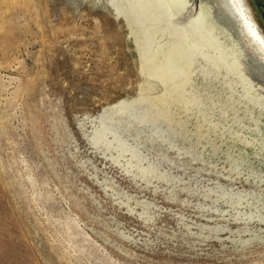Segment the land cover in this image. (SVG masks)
<instances>
[{
	"label": "rangeland",
	"instance_id": "1",
	"mask_svg": "<svg viewBox=\"0 0 264 264\" xmlns=\"http://www.w3.org/2000/svg\"><path fill=\"white\" fill-rule=\"evenodd\" d=\"M138 2L0 0V264H264V110L202 23L166 78Z\"/></svg>",
	"mask_w": 264,
	"mask_h": 264
},
{
	"label": "bare ground",
	"instance_id": "2",
	"mask_svg": "<svg viewBox=\"0 0 264 264\" xmlns=\"http://www.w3.org/2000/svg\"><path fill=\"white\" fill-rule=\"evenodd\" d=\"M240 1L198 0L197 11L187 20L185 19V14L190 10L194 0H136V3L138 2V10L134 12L138 14L142 13L146 16L143 20H145V25L147 24L146 28L149 27L147 43L152 46V52L149 50L150 61L156 63L161 60L163 61V65L167 64L165 67V71L167 72L165 74L166 78L185 79L184 77L180 78L184 74V71H187L186 67L190 66V62L195 59L194 57L197 54L208 55L212 61L218 63L219 57L217 58L213 50L214 48H211L210 51L207 47L208 44L202 42L200 38L199 42L194 45L195 39L193 40L191 34L187 36V27L197 25L195 23H202L203 29L208 33L205 37L213 38V42L215 41L216 43L217 41L220 44L219 47H223V52L225 53L223 55L227 57L226 65L228 61L233 62V64H228V66L233 67L227 70L228 76L234 77L232 74L234 72L235 80L240 85L241 83L244 84L241 85L244 91L241 94L242 97L244 96L245 98L246 94L248 100L251 98L252 104H257V108L264 110V50L258 40L256 41L252 36L251 30L253 28L264 43V29L250 1ZM114 11L116 16L122 14V11L117 7L114 8ZM169 18L178 19L177 22L181 23L179 27H185L186 29H182L185 32L177 34L170 32L166 27L168 25L166 21L168 22ZM166 34H169L168 39L166 42H163L165 40L163 36ZM240 36L245 39L244 42L241 41ZM169 37H173L174 39L171 40ZM248 43L254 48L252 51L246 49L245 46ZM209 45L211 44L209 43ZM211 52H213V55ZM157 66L159 67V65ZM158 71L159 68L156 70V73Z\"/></svg>",
	"mask_w": 264,
	"mask_h": 264
},
{
	"label": "water",
	"instance_id": "3",
	"mask_svg": "<svg viewBox=\"0 0 264 264\" xmlns=\"http://www.w3.org/2000/svg\"><path fill=\"white\" fill-rule=\"evenodd\" d=\"M252 8L257 12L260 24L264 29V0H249Z\"/></svg>",
	"mask_w": 264,
	"mask_h": 264
}]
</instances>
